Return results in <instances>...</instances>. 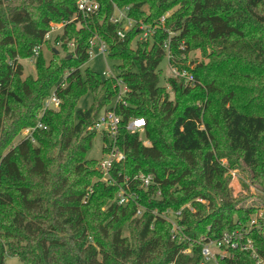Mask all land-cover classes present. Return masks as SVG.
<instances>
[{
  "label": "trees",
  "instance_id": "1",
  "mask_svg": "<svg viewBox=\"0 0 264 264\" xmlns=\"http://www.w3.org/2000/svg\"><path fill=\"white\" fill-rule=\"evenodd\" d=\"M97 1L96 16L69 23L77 0H0V264L6 256L21 264H200L201 237L217 239L243 227L261 206L233 194L219 161L264 193V0ZM113 5L129 7L137 23L157 25L155 34L140 41L133 28L119 39V25L109 21ZM61 22L66 25L54 42L64 55L51 48L46 60L40 50L34 74L22 78L20 60L49 44L50 24ZM94 36L107 45L108 58L120 62L117 78L128 88L127 104L113 109L121 117L117 144L125 156L113 165V185L102 181L97 161L86 159L97 135L88 128L115 94L114 80L81 71ZM167 40L171 64L191 73L194 85L174 78L166 79L170 91L160 85ZM198 48L203 61L189 68L186 56ZM53 90L61 102L39 120L46 129L34 131V143L11 147L23 128L37 124ZM87 93L91 106L77 109ZM134 118L145 121L142 139L125 131ZM140 173L154 177L148 191L134 181ZM125 179L138 195L140 216L136 203L117 202ZM188 203L193 211L184 210L183 229L173 239L170 223L153 212ZM249 236L264 264L263 233ZM218 264L255 261L233 251Z\"/></svg>",
  "mask_w": 264,
  "mask_h": 264
},
{
  "label": "built area",
  "instance_id": "2",
  "mask_svg": "<svg viewBox=\"0 0 264 264\" xmlns=\"http://www.w3.org/2000/svg\"><path fill=\"white\" fill-rule=\"evenodd\" d=\"M11 1V0H5ZM112 1V0H110ZM100 10V5L97 0H77L76 2V15L69 21L73 22L75 19L79 21H86L98 14ZM129 7L118 8L113 5V13L110 16V23L119 25L117 30V37L119 39H124L126 34L136 28L138 31L137 39L140 41H145L150 39L156 32L157 25H147L144 23H137L135 20L128 17L127 12ZM168 14L162 16L159 23L162 25ZM66 23L62 22L55 26L53 23L50 24V30L45 34L44 40H49L51 34L57 30H62ZM171 33H169L170 35ZM171 36V35H170ZM88 58L93 56H102L104 59L108 57V48L105 42H103L99 37L94 36L88 44ZM170 41L167 40L163 44V49L167 55L168 60L172 57L170 55ZM68 47L74 50L73 43H69ZM183 50V45H182ZM41 47H37L33 50V56L29 58V61H34L38 56ZM165 55V56H166ZM170 78L181 80L186 86L194 85L195 79L191 73L186 69H177L175 66L169 63ZM102 77L105 79H111L115 82V94L110 103L111 106L107 107L102 111L95 119L92 126L88 128V131H94L97 134L100 133L102 137L104 136L107 140L102 139V158L97 161V168L102 173V181L106 184H115V179L111 175L114 163H119L124 160V154L119 149L117 144V138L120 133L121 127V117L118 116L113 110L117 105H126V99L128 93V88L121 80L117 78L111 71L103 72ZM60 99L57 97L55 90H53L50 95L44 99L42 110L43 114L46 111H56L60 107ZM145 121L144 119L134 118L129 119L125 124V131L129 134H139L142 136L144 133ZM36 129H46L45 126L40 121L34 127H27L22 130V140H29L34 143L33 133ZM142 139V137H140ZM134 181L138 182V188H142L148 191L151 186L155 184L154 177L152 175H144L142 173L134 176ZM125 187H120L117 193V202L119 205H126L129 202L138 203V195L136 192L130 190L128 180L125 179ZM156 196H160V192H156ZM197 203L204 204L202 199L197 198L195 200ZM136 215L140 216L143 209L137 204ZM193 211L191 204H186L177 211L165 210L163 212L154 211L155 215H158L163 220L170 223L172 229L173 239L177 237V234L181 233L182 227L180 221L182 220L184 210ZM252 230H260L264 235V211L259 210L250 216L249 221L243 227L225 231L217 239H209L206 237H201L197 242L196 246L200 249L201 261L200 264H208L214 262L218 264V258H224L229 255L230 252L239 251L248 254L254 261L255 264H262L263 260L259 255L256 246L253 243L252 238L249 233ZM181 239V238H180ZM193 247L190 246L184 250L185 255H190L192 253Z\"/></svg>",
  "mask_w": 264,
  "mask_h": 264
},
{
  "label": "rangeland",
  "instance_id": "3",
  "mask_svg": "<svg viewBox=\"0 0 264 264\" xmlns=\"http://www.w3.org/2000/svg\"><path fill=\"white\" fill-rule=\"evenodd\" d=\"M170 13H172V11ZM61 23H53V24L57 26L58 24H61ZM49 30H50V27H49ZM61 32L62 30L60 29L54 32L53 34H51L48 40L49 44L41 46V52L43 53V56L46 60H50L53 57L51 48L58 49L57 50L58 57H62V55H64L62 50L59 48L60 43L54 42L55 37L60 35ZM132 47L133 48L135 47L134 43ZM181 47H182V44L179 47L180 50H182ZM68 48L70 51H72L71 47H68ZM170 55L173 58L171 54V50H170ZM186 58H187L186 64L189 66V68H192L194 65L203 61V52L199 48L192 50L191 52L187 54ZM171 59L168 60L167 55H166L165 59L159 66V69L161 71L160 85L165 87L167 91H170V88H169V85L166 79L171 77L170 69H169V63L171 64ZM20 63L23 65L22 78H25L29 75L34 74V61H29L28 59H24V60H20ZM119 64L120 62L118 60H113L108 57L104 59L102 56L96 55L88 60V62L81 68V71L83 72L86 68H88L92 71L99 73L100 75H102L103 72H108V71H111L114 75H118V73L120 72L118 68ZM91 104H92V95L90 93H87L86 95L81 97L80 100L78 101L77 109H82V110L88 109L91 106ZM109 106L111 105H108L107 107ZM42 116H43V110L41 108L39 113L36 115L37 121H39L42 118ZM22 130L19 133V135H17L12 141L11 147L16 146L18 142H20L23 139ZM141 137L144 138L143 136ZM101 150H102V135L98 133L91 143V147L86 154V159L99 161L102 158ZM219 162L227 170V174L230 177V187L232 188L233 194L238 195V196L240 194L244 195L243 198L246 201V205L258 203L259 205H261L259 210L264 211V209H262V204L264 203V193L261 191V189L255 183H252V181H250L244 173H241L237 170L230 169L227 165L226 160L222 159ZM127 235H128V232L126 229H124L123 236H127ZM5 264H21V263L19 259L16 257L6 256ZM208 264H214V262L212 261Z\"/></svg>",
  "mask_w": 264,
  "mask_h": 264
},
{
  "label": "water",
  "instance_id": "4",
  "mask_svg": "<svg viewBox=\"0 0 264 264\" xmlns=\"http://www.w3.org/2000/svg\"><path fill=\"white\" fill-rule=\"evenodd\" d=\"M76 52V51H75ZM55 54L57 55L58 54V51H55ZM68 58H71V56H68ZM57 153H58V151H57Z\"/></svg>",
  "mask_w": 264,
  "mask_h": 264
}]
</instances>
